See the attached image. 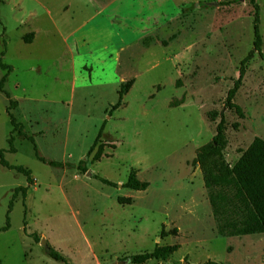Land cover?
<instances>
[{"label":"rangeland","instance_id":"1","mask_svg":"<svg viewBox=\"0 0 264 264\" xmlns=\"http://www.w3.org/2000/svg\"><path fill=\"white\" fill-rule=\"evenodd\" d=\"M256 2L264 55V0ZM29 32L34 36L25 43ZM252 43L248 0H0V61L12 67L4 89L18 101L11 112L39 155L61 163L39 161L17 133L9 150L8 102L0 92L3 158L33 179L28 184L0 163V227L14 189L27 186L26 210L19 195L9 228L0 231L1 264H63L46 255L42 238L71 264H132L127 256L156 244L179 248L170 261L142 264H264V234H217L192 163L220 113L230 166L254 137L264 139V58L256 52L233 99L244 117L224 104ZM5 72L0 68V78ZM131 78L123 105L109 115L120 83ZM103 121L106 156L94 160L98 147L87 152ZM130 169L149 183L145 190L123 187ZM162 228L178 233L161 237Z\"/></svg>","mask_w":264,"mask_h":264},{"label":"trees","instance_id":"2","mask_svg":"<svg viewBox=\"0 0 264 264\" xmlns=\"http://www.w3.org/2000/svg\"><path fill=\"white\" fill-rule=\"evenodd\" d=\"M248 3L253 9V47L252 50L241 60L238 77L233 81L231 88L227 91L225 98V107L233 110L240 118L244 117L242 108L234 103V97L242 83L243 76L246 71V64L250 61L253 54L256 52L260 57L264 58L261 50L262 37L259 32V5L256 0H248ZM34 36L33 32L26 33L23 36L25 43H30ZM144 45L148 47L149 37L144 39ZM165 46L166 42L162 41ZM4 55V51L1 52ZM0 68L5 70V74L0 78V92L7 98V114L11 126L10 136L8 138L9 150L14 151L13 141L14 133L27 139L33 147L35 157L48 165L60 166L61 163L56 161H46L38 153L34 138L24 132V126L17 121L11 110L18 106V101L10 97L4 89L6 77L12 71V67L0 61ZM134 79L131 78L121 82L117 90V101L108 110L109 115L123 105V96L129 92ZM184 101L183 97L177 102L171 103L170 106L180 105ZM217 114L211 111L207 114L210 121H214ZM105 121L102 122L97 135L89 147L87 156H89L97 146V151L93 159L97 160L104 154V145L100 143V138L103 133ZM225 118L222 113L219 114L218 123L215 126V133L212 138L205 144L199 146L195 150V156L192 160L193 164L199 166L204 187L207 191V199L211 208L212 216L215 221L216 232L219 236H243L250 234H264V139L254 137L250 145L241 153L238 160L230 166L224 157V150L227 146L225 136ZM0 163L3 167L11 169L26 177L28 184H32L31 171L23 166L10 165L3 158V151L0 150ZM85 162H79V169L86 172L84 167ZM102 183L110 186L116 184L105 178L95 175ZM149 183L141 181L136 176L135 169H130L126 181L123 183L124 188L136 191H143L148 187ZM27 186H18L14 189L6 215V224L0 227V231H5L9 228L8 213L12 209L13 202L20 195L24 210H26L25 197ZM118 202L121 204L130 203V198L118 197ZM24 222L23 230L26 231ZM177 228H172L165 231L164 228L160 231V236L176 235ZM34 242L39 241L38 235L35 233L29 234ZM179 248L178 244L158 245L156 244L152 250L145 251L139 254L127 256L125 260L132 264H142L149 260L170 261L173 253ZM46 255L57 262L63 264H71L67 258L53 247L46 246ZM1 264V261H0ZM190 264V263H187ZM200 264H222L213 260H206Z\"/></svg>","mask_w":264,"mask_h":264},{"label":"water","instance_id":"3","mask_svg":"<svg viewBox=\"0 0 264 264\" xmlns=\"http://www.w3.org/2000/svg\"><path fill=\"white\" fill-rule=\"evenodd\" d=\"M87 175H90V172H87ZM41 245H43L45 248H46V243H45V240L42 238L41 239ZM120 264H122V263H120ZM184 264H187L186 262H184Z\"/></svg>","mask_w":264,"mask_h":264}]
</instances>
